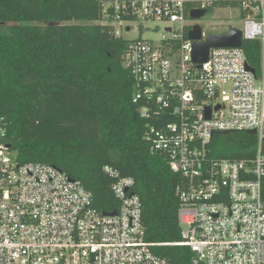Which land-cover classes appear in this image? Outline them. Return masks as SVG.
I'll use <instances>...</instances> for the list:
<instances>
[{
    "label": "built area",
    "instance_id": "built-area-1",
    "mask_svg": "<svg viewBox=\"0 0 264 264\" xmlns=\"http://www.w3.org/2000/svg\"><path fill=\"white\" fill-rule=\"evenodd\" d=\"M219 8L239 11L243 47L260 42L259 70L243 47L213 48L201 68L192 62L189 33L198 23L191 15ZM102 19L129 43L125 65L137 85L134 103H147L142 116L157 108L151 151L188 179L179 193L182 240L173 245L189 248L196 263L264 264V0H102ZM152 24L165 26L159 42L126 38ZM209 35L202 27V41ZM6 134L1 119L0 264H169L146 240L133 178L105 167L119 207L100 211L80 181L45 163H22ZM235 134L257 139L254 156L213 157L214 138Z\"/></svg>",
    "mask_w": 264,
    "mask_h": 264
},
{
    "label": "trees",
    "instance_id": "trees-1",
    "mask_svg": "<svg viewBox=\"0 0 264 264\" xmlns=\"http://www.w3.org/2000/svg\"><path fill=\"white\" fill-rule=\"evenodd\" d=\"M102 20V0H0L6 140L22 163H45L80 181L103 212L119 207L104 168L133 178L146 240L159 244L153 252L169 264H202L189 248L173 245L182 240L179 193L188 179L151 151L147 135L161 121L157 108L142 116L147 103H134L137 85L125 65L129 43ZM243 49L259 70L260 42H244ZM256 143L247 134L217 136L212 156H254Z\"/></svg>",
    "mask_w": 264,
    "mask_h": 264
},
{
    "label": "water",
    "instance_id": "water-1",
    "mask_svg": "<svg viewBox=\"0 0 264 264\" xmlns=\"http://www.w3.org/2000/svg\"><path fill=\"white\" fill-rule=\"evenodd\" d=\"M48 1V0H45ZM207 11H193L191 17L193 20H199L207 15ZM189 39L192 40L193 49H192V62L196 64L199 68L203 64L209 61L210 51L213 48H242L243 39L241 31L232 28L227 33L222 34H213L209 35L206 41H202V27L199 24H196L193 27V30L189 33ZM255 72L254 69H251ZM220 107L217 108V110ZM211 108H207V118H210ZM222 134H229L230 132H216ZM255 134V131L250 132ZM11 147V146H10ZM117 213H104L105 216H115Z\"/></svg>",
    "mask_w": 264,
    "mask_h": 264
},
{
    "label": "rangeland",
    "instance_id": "rangeland-1",
    "mask_svg": "<svg viewBox=\"0 0 264 264\" xmlns=\"http://www.w3.org/2000/svg\"><path fill=\"white\" fill-rule=\"evenodd\" d=\"M202 26L208 33L211 34H220L226 30L232 28L242 29L243 21L239 17L238 10L224 11L222 8L216 9L214 13L208 14L207 16L194 21ZM165 26L161 24H152L151 30L148 32L139 31L137 28H134L133 33L127 35L128 39H143L151 40L154 42H159L163 35H165ZM15 151H12L13 155Z\"/></svg>",
    "mask_w": 264,
    "mask_h": 264
},
{
    "label": "crops",
    "instance_id": "crops-1",
    "mask_svg": "<svg viewBox=\"0 0 264 264\" xmlns=\"http://www.w3.org/2000/svg\"><path fill=\"white\" fill-rule=\"evenodd\" d=\"M233 9H234V7H233Z\"/></svg>",
    "mask_w": 264,
    "mask_h": 264
}]
</instances>
